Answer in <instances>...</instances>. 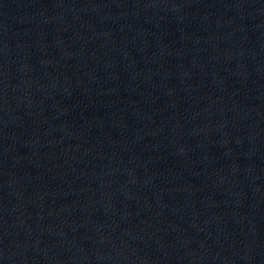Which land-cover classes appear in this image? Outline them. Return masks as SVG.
I'll use <instances>...</instances> for the list:
<instances>
[{
  "label": "water",
  "instance_id": "1",
  "mask_svg": "<svg viewBox=\"0 0 264 264\" xmlns=\"http://www.w3.org/2000/svg\"><path fill=\"white\" fill-rule=\"evenodd\" d=\"M0 264H264V0H0Z\"/></svg>",
  "mask_w": 264,
  "mask_h": 264
}]
</instances>
